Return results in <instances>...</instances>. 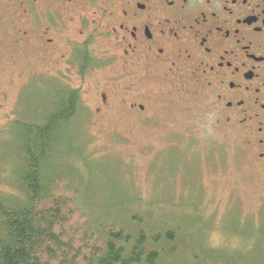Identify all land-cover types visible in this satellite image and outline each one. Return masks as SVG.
Returning a JSON list of instances; mask_svg holds the SVG:
<instances>
[{
  "label": "flooded vegetation",
  "instance_id": "1",
  "mask_svg": "<svg viewBox=\"0 0 264 264\" xmlns=\"http://www.w3.org/2000/svg\"><path fill=\"white\" fill-rule=\"evenodd\" d=\"M14 84L75 91L79 117L195 92L264 183V0H0V86Z\"/></svg>",
  "mask_w": 264,
  "mask_h": 264
},
{
  "label": "rangeland",
  "instance_id": "2",
  "mask_svg": "<svg viewBox=\"0 0 264 264\" xmlns=\"http://www.w3.org/2000/svg\"><path fill=\"white\" fill-rule=\"evenodd\" d=\"M20 86H0V191L15 187L26 130L42 124L56 100L51 84ZM149 89L158 96V86ZM186 95L176 103L158 100L148 116H122L114 109L77 117L61 143L50 147V166L78 181L87 213L106 199L136 194L137 208L181 219L183 225L182 219L192 222L187 217L209 220L190 229L200 239L206 232L209 246L260 255L261 176L241 142L216 124L201 96Z\"/></svg>",
  "mask_w": 264,
  "mask_h": 264
},
{
  "label": "trees",
  "instance_id": "3",
  "mask_svg": "<svg viewBox=\"0 0 264 264\" xmlns=\"http://www.w3.org/2000/svg\"><path fill=\"white\" fill-rule=\"evenodd\" d=\"M58 99L42 124L26 130L15 187L0 191V264H264L263 250L249 255L209 246L206 232L195 238L191 225L209 220L187 217L192 222L182 219L183 225L137 208L136 194L106 199L87 213L78 181L48 161L50 147L79 121L76 92Z\"/></svg>",
  "mask_w": 264,
  "mask_h": 264
},
{
  "label": "clouds",
  "instance_id": "4",
  "mask_svg": "<svg viewBox=\"0 0 264 264\" xmlns=\"http://www.w3.org/2000/svg\"><path fill=\"white\" fill-rule=\"evenodd\" d=\"M214 115V114H213ZM208 133L209 134H212V129L211 128H208Z\"/></svg>",
  "mask_w": 264,
  "mask_h": 264
}]
</instances>
